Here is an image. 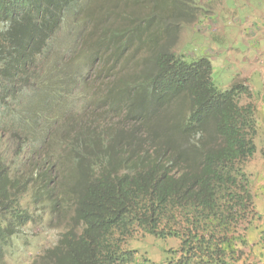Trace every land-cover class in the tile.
Listing matches in <instances>:
<instances>
[{
    "label": "trees",
    "instance_id": "obj_1",
    "mask_svg": "<svg viewBox=\"0 0 264 264\" xmlns=\"http://www.w3.org/2000/svg\"><path fill=\"white\" fill-rule=\"evenodd\" d=\"M131 2L142 0H0V264L47 207L70 209L69 224L28 264H263L264 218L245 171L259 121L255 104L241 103L251 95L244 81L223 90L209 57L157 49L146 73L118 79L104 98L147 140L100 130L94 112L78 117L80 67L130 46L140 26L117 22ZM88 22L98 48L68 56ZM141 232L180 242L156 263L130 244Z\"/></svg>",
    "mask_w": 264,
    "mask_h": 264
},
{
    "label": "rangeland",
    "instance_id": "obj_2",
    "mask_svg": "<svg viewBox=\"0 0 264 264\" xmlns=\"http://www.w3.org/2000/svg\"><path fill=\"white\" fill-rule=\"evenodd\" d=\"M157 7L154 8L146 0L128 4L126 15L121 17L117 24L131 23V29L136 25L140 26L130 31V46L118 56L111 53L112 49L107 52L103 50L97 59L87 63L88 66L81 65L80 69L85 74V87L82 90L84 94L79 97L82 101L77 105L81 106V109L76 110L78 117L88 121L94 112L97 116L91 121L100 130L104 128L113 135L117 133L122 141H128L129 136L147 140L148 132L138 125L139 121L127 118L126 110L111 109L110 102L104 101L107 90L122 77L129 79L140 70L146 73L149 67H152L150 54L157 49L183 55L188 60L201 56L209 57L213 65L212 77L218 87L228 89L233 82L242 80L251 90V95L243 96L241 103L255 104L259 128L257 151L246 163L245 171L249 175L256 208L264 218V83L260 84L257 78L251 82L245 77L234 78L240 62L244 60L243 56H249L245 57L248 60L243 61L247 65H244L246 69L242 70L243 73L248 75L251 69H257L253 71V75L257 77L259 68H263L264 73V0H176L172 8L168 9L162 5ZM150 8L155 10L149 11ZM143 18H146V21L140 24ZM114 21L112 16L104 23L109 25L114 24ZM78 27L82 31L77 37V44L72 42L69 45L68 54L76 59L82 52H86L89 46L98 48L92 44L97 35L94 23H83ZM69 32L71 29L63 36ZM138 32L144 36L137 38ZM144 37L151 39L144 43ZM140 40L143 41L139 42ZM233 56L237 58L235 61H231ZM29 99L30 95L25 93L23 100ZM163 107L166 108L165 105ZM187 110L184 105V115ZM140 146L137 149L143 148ZM66 212L60 214L50 211L49 207L43 212H38L41 217H38L36 222L29 223L22 234L15 236L14 245L8 253V264H28L32 257L55 245L69 224L67 220L71 211L69 209ZM138 235V238L130 243L131 246L141 252L149 250L156 263L165 259L167 249L177 248L180 242L174 237L161 239L142 232Z\"/></svg>",
    "mask_w": 264,
    "mask_h": 264
},
{
    "label": "crops",
    "instance_id": "obj_3",
    "mask_svg": "<svg viewBox=\"0 0 264 264\" xmlns=\"http://www.w3.org/2000/svg\"><path fill=\"white\" fill-rule=\"evenodd\" d=\"M240 57H241V55H240ZM245 57H249V56H245ZM244 56H243V59L244 60H248V58H245ZM237 58H235V56H233V58L231 59V61H235ZM244 60H242V62H240V65H239V69L237 70V72L235 73V75H234V78L235 77H237V76H240V77H245L246 79H248L249 80V82H251L254 78H257L261 83L260 84H263L264 83V73H263V71H262V69L263 68H259L260 69V71H258V75H257V77L255 76V75H253V71H255V70H257V69H251L250 71V74H245V73H243V71L242 70H244V69H246V68H244V65L246 64V62H244L243 63V61ZM247 65H245V67H246ZM263 73V74H262ZM234 80V79H233ZM251 84V83H250ZM251 88H253V87H251ZM255 89V88H254Z\"/></svg>",
    "mask_w": 264,
    "mask_h": 264
}]
</instances>
